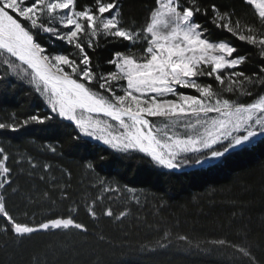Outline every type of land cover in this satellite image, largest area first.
Masks as SVG:
<instances>
[{
	"label": "snow or ice",
	"instance_id": "obj_1",
	"mask_svg": "<svg viewBox=\"0 0 264 264\" xmlns=\"http://www.w3.org/2000/svg\"><path fill=\"white\" fill-rule=\"evenodd\" d=\"M77 3L0 0V86L26 83L49 110L0 122V130L15 132L32 123L67 122L75 129V140L100 142L111 153H135L170 171L213 170L233 154L254 147L257 138L264 144V32L242 25L234 19V11L215 0H152L143 21L126 19L122 0H92L79 8ZM245 3L255 4L264 26V0ZM213 29L256 48L258 71L248 74L249 56L231 40L215 37ZM101 40L126 42L123 50H114L107 60L113 69L107 72L89 54ZM48 150L57 151L51 145ZM9 159L8 150L0 146V217L5 220L0 231L10 230L17 238L49 230L88 231L72 216L31 225L18 220L7 207V199L18 192ZM29 164L33 169L39 166L31 160ZM50 167L43 165L45 171ZM87 167L94 169L95 164L89 162ZM61 191L67 199L63 186ZM94 204L86 205L92 218L97 215ZM104 215L112 217V208ZM125 215L121 211L115 218ZM170 235L167 231L162 235L168 244ZM177 239L187 241L189 250H204L187 236ZM207 243L235 249L239 256L233 259L238 264H260L249 247L225 239ZM168 244L155 241L156 248Z\"/></svg>",
	"mask_w": 264,
	"mask_h": 264
},
{
	"label": "trees",
	"instance_id": "obj_2",
	"mask_svg": "<svg viewBox=\"0 0 264 264\" xmlns=\"http://www.w3.org/2000/svg\"><path fill=\"white\" fill-rule=\"evenodd\" d=\"M91 2L78 0L77 8ZM215 2L234 11V19L242 25L264 32L258 13L245 0ZM122 3L126 19L143 21L152 0ZM213 34L231 40L249 56L248 74L258 71L256 48L227 32L213 29ZM125 45L101 40L99 48L89 50V54L100 70L107 72L113 70L107 60ZM57 46H61L59 42ZM257 91L260 89H253ZM241 99L250 102L252 97ZM48 111L30 85L16 81L0 86V122ZM74 136L75 129L67 122L32 123L15 132L0 130V146L8 150V164L14 169V187L18 189L7 199L8 210L30 225L72 216L88 229L38 232L19 238L10 230L0 231V264H238L233 259L239 256L235 249L207 243L220 239L249 247L264 264V144L259 139L254 147L233 154L213 170L175 172L160 169L138 154L111 153L107 147L85 138L78 141ZM49 145L57 151L48 150ZM29 160L39 166L33 169ZM89 162L95 164L94 169L87 167ZM44 164L51 167L45 171ZM100 180L105 183L101 185ZM61 186L67 199L62 198ZM107 187L113 190L103 191ZM93 201L95 218L86 207ZM109 207L112 217L104 215ZM121 211L126 215L117 220ZM4 227L5 220L0 217V229ZM165 231L171 234L170 244L162 239ZM179 235L187 236L193 244L199 242L204 250H189L187 241L177 239ZM156 240L168 247L156 248ZM151 248L156 250L149 251Z\"/></svg>",
	"mask_w": 264,
	"mask_h": 264
},
{
	"label": "rangeland",
	"instance_id": "obj_3",
	"mask_svg": "<svg viewBox=\"0 0 264 264\" xmlns=\"http://www.w3.org/2000/svg\"><path fill=\"white\" fill-rule=\"evenodd\" d=\"M259 2H261V0H257V3H259ZM252 6L254 7V9L256 10V12L258 13V9L256 8V6H255V4H252ZM38 94V93H37ZM39 95V94H38ZM40 97V96H39ZM41 99H42V101H43V98L42 97H40ZM44 102V101H43ZM45 104V103H44ZM45 106H46V104H45ZM46 108H47V106H46ZM48 109V108H47ZM85 139H87V138H85ZM92 142H95V143H98V144H100V145H102V146H104V147H107V146H105V145H103L102 143H100V142H97V141H94V140H92ZM158 168H160V167H158ZM160 169H163V168H160ZM184 169H187V168H182V169H180V170H174L175 172H177V171H182V170H184ZM163 170H167V169H163ZM130 192V191H129ZM71 229H75V228H71ZM49 231H65V230H49ZM49 231H40V232H42V233H44V232H49ZM38 233V232H37ZM31 236V235H30ZM25 237H27V236H25Z\"/></svg>",
	"mask_w": 264,
	"mask_h": 264
},
{
	"label": "water",
	"instance_id": "obj_4",
	"mask_svg": "<svg viewBox=\"0 0 264 264\" xmlns=\"http://www.w3.org/2000/svg\"><path fill=\"white\" fill-rule=\"evenodd\" d=\"M189 168H187V169H184V170H188Z\"/></svg>",
	"mask_w": 264,
	"mask_h": 264
},
{
	"label": "bare ground",
	"instance_id": "obj_5",
	"mask_svg": "<svg viewBox=\"0 0 264 264\" xmlns=\"http://www.w3.org/2000/svg\"><path fill=\"white\" fill-rule=\"evenodd\" d=\"M260 139V138H257V140Z\"/></svg>",
	"mask_w": 264,
	"mask_h": 264
}]
</instances>
